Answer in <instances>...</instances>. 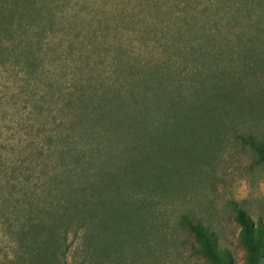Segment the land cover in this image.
Listing matches in <instances>:
<instances>
[{"label": "trees", "instance_id": "obj_1", "mask_svg": "<svg viewBox=\"0 0 264 264\" xmlns=\"http://www.w3.org/2000/svg\"><path fill=\"white\" fill-rule=\"evenodd\" d=\"M136 2L143 7L141 14H147L144 9L153 1ZM19 6L9 10L0 4V54L7 55L9 44L10 53L26 66L20 91L8 99L0 97V122H7L0 127V225L35 264L45 260L44 253L56 247L60 238V246L68 249V234L78 237L80 233L83 245L93 248L99 217L107 223L115 207H122L116 202L125 197L130 202L136 195L134 188L143 181L139 166L146 148L141 143L152 144L151 150L158 153L161 148L154 144L167 135V129L176 131L182 123L201 119L193 112L211 76L200 62L209 53L219 59L215 46L209 50L210 41L218 36L217 44L222 45L228 34L220 22L214 24L210 37L201 24L194 23L196 28L185 32L174 23L166 38L180 42L175 56L168 54L161 60L149 54L131 61L130 48L119 43L126 31L120 26L126 22L124 14L116 17L95 0H29ZM125 6L132 21L140 20L128 0ZM230 6L236 8L238 18L246 11L242 19L250 23L264 20V0H213L205 11L213 7V15H221ZM55 26L61 43L51 46L39 34ZM191 31L197 45L181 44L186 34L192 37ZM32 33L38 40L28 39ZM42 43L44 54L53 55L50 62L37 54ZM63 64L68 73L62 82L56 78L47 84L49 74L44 68ZM24 115L40 124L25 136V132H12L11 123ZM45 119L59 124L47 130ZM16 139L20 148L17 141L12 144ZM241 140L264 161L263 142L252 136ZM9 146L11 159L5 152ZM233 218L246 251L244 264H264V226L237 207ZM183 225L195 239L197 254L213 264H229L208 226L187 218Z\"/></svg>", "mask_w": 264, "mask_h": 264}, {"label": "rangeland", "instance_id": "obj_2", "mask_svg": "<svg viewBox=\"0 0 264 264\" xmlns=\"http://www.w3.org/2000/svg\"><path fill=\"white\" fill-rule=\"evenodd\" d=\"M28 1L0 0V4L11 10ZM95 1L116 17L124 14L126 22L120 26L126 31L119 43L130 48L131 61L151 57L149 54L161 60L168 54L175 56V45L180 42L166 38L169 26L174 23L185 32L188 28L195 29L194 23L201 24L210 37L214 24L220 22L228 35L222 45L217 44L218 36L210 41L209 50L215 46L219 59L209 53L200 62L211 76L200 90L196 104L199 108L193 112L200 114L201 119L182 123L173 132L167 129V135L163 134L154 144L161 148L158 153L151 150L152 144L141 143L146 148L139 166L143 181L134 188L136 195L130 202L126 197L116 202L122 207H115L107 223H101L103 218L99 217L93 248L88 250L83 245L80 233L78 237L68 234L65 238L68 249L60 246L63 238H58L59 244L44 253L45 260L35 264H213L195 252L196 242L183 225L184 218L213 231L217 246L228 255L229 264H244L246 251L240 240V227L233 218L235 208L244 210L254 223L264 226V161H259L252 148L241 140L252 136L264 143V31L258 39L264 20L256 18L255 23L243 20L246 11L238 18L232 6L221 15H213V7L205 11L213 0H152L144 9L147 14H141L143 7L136 5V0H128L129 7L140 18L132 21L130 9L125 6L127 0ZM234 16L238 19L234 20ZM31 20L27 16V21ZM232 32L236 35L231 36ZM191 33L192 37L186 34L187 39L181 44L197 45L198 39ZM39 35L51 46L61 43L57 26ZM28 39L38 40L36 33ZM7 48V55L0 54V97L8 99L20 91L26 66L10 53L9 44ZM45 49L42 43L37 54L50 62L53 55H45ZM60 50L63 51L62 46ZM64 64L44 68L49 74L47 84L56 78L62 82L68 73ZM9 103L13 102L6 104ZM11 123L12 132H25L23 136L40 127L25 115ZM6 124L0 122V127ZM57 124L58 120L48 123L45 119L44 128L48 130ZM16 146L20 148L21 143L17 141ZM5 152L9 153V159L14 157L11 146ZM9 224L19 225L16 221ZM1 228L0 225V264H31L29 255Z\"/></svg>", "mask_w": 264, "mask_h": 264}]
</instances>
